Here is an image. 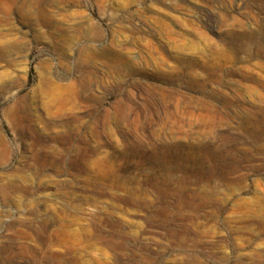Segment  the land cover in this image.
Wrapping results in <instances>:
<instances>
[{
  "label": "rangeland",
  "instance_id": "obj_1",
  "mask_svg": "<svg viewBox=\"0 0 264 264\" xmlns=\"http://www.w3.org/2000/svg\"><path fill=\"white\" fill-rule=\"evenodd\" d=\"M0 264H264V0H0Z\"/></svg>",
  "mask_w": 264,
  "mask_h": 264
},
{
  "label": "bare ground",
  "instance_id": "obj_2",
  "mask_svg": "<svg viewBox=\"0 0 264 264\" xmlns=\"http://www.w3.org/2000/svg\"><path fill=\"white\" fill-rule=\"evenodd\" d=\"M67 247V246H66Z\"/></svg>",
  "mask_w": 264,
  "mask_h": 264
}]
</instances>
